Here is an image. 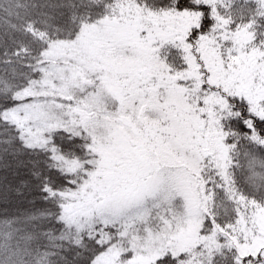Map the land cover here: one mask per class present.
Wrapping results in <instances>:
<instances>
[{"label":"snow or ice","instance_id":"6c2138e0","mask_svg":"<svg viewBox=\"0 0 264 264\" xmlns=\"http://www.w3.org/2000/svg\"><path fill=\"white\" fill-rule=\"evenodd\" d=\"M0 264H264V0H0Z\"/></svg>","mask_w":264,"mask_h":264}]
</instances>
